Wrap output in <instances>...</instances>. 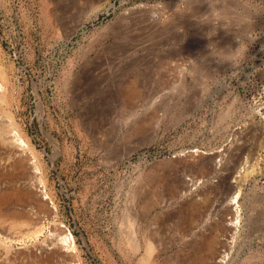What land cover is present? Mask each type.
<instances>
[{
	"label": "rangeland",
	"instance_id": "374dc122",
	"mask_svg": "<svg viewBox=\"0 0 264 264\" xmlns=\"http://www.w3.org/2000/svg\"><path fill=\"white\" fill-rule=\"evenodd\" d=\"M0 84L47 197L0 264H264V0H0Z\"/></svg>",
	"mask_w": 264,
	"mask_h": 264
},
{
	"label": "bare ground",
	"instance_id": "6f19581e",
	"mask_svg": "<svg viewBox=\"0 0 264 264\" xmlns=\"http://www.w3.org/2000/svg\"><path fill=\"white\" fill-rule=\"evenodd\" d=\"M1 87L0 84V102H3ZM7 116L6 112L0 108V153L7 157L5 161L0 162V217L3 216V211L6 212L4 207L11 204L10 200L5 199V195L10 192L12 195L22 200L25 204L24 206H29V208L23 206L20 209L21 211L18 212L14 210L10 212L9 215L4 216V218L13 221L14 224H18L17 221L23 219L21 217H25L26 219L30 216V213L26 211L27 209L32 208V206L36 204H42L47 197L42 195L41 191L37 189L34 183L30 182L31 177L33 175L35 176V166L29 162V158L27 160L25 156H23L26 144L24 140L14 132V128L11 126L12 124L8 119L9 116ZM7 171L11 172L10 176L7 175ZM239 195L240 188H236L229 198V205H237ZM234 210H236V208ZM22 212H24L25 215L21 214ZM30 225H36V217L34 222L30 223ZM57 231L58 233L61 232L60 227ZM57 241L58 243L49 242L37 247L33 250L35 252L33 256H37L39 260L43 262L41 264H70L72 256L70 248L68 247L70 245L72 246L71 236L64 235ZM148 249L150 250L151 248L149 247ZM6 259L4 260L5 264L8 262ZM227 259V254L223 253L215 262L216 264H225ZM30 264H36V262H30Z\"/></svg>",
	"mask_w": 264,
	"mask_h": 264
},
{
	"label": "clouds",
	"instance_id": "9594fccd",
	"mask_svg": "<svg viewBox=\"0 0 264 264\" xmlns=\"http://www.w3.org/2000/svg\"><path fill=\"white\" fill-rule=\"evenodd\" d=\"M246 50V47L238 42V47H236L234 50L231 49V51L225 53V56L235 59H242Z\"/></svg>",
	"mask_w": 264,
	"mask_h": 264
},
{
	"label": "crops",
	"instance_id": "0c3cea01",
	"mask_svg": "<svg viewBox=\"0 0 264 264\" xmlns=\"http://www.w3.org/2000/svg\"><path fill=\"white\" fill-rule=\"evenodd\" d=\"M211 263H212V260H211ZM211 263H210V264H211Z\"/></svg>",
	"mask_w": 264,
	"mask_h": 264
}]
</instances>
